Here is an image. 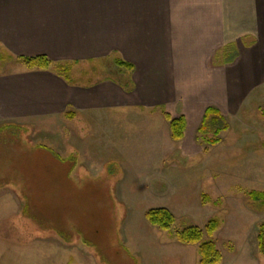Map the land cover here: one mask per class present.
I'll use <instances>...</instances> for the list:
<instances>
[{
	"label": "rangeland",
	"instance_id": "rangeland-1",
	"mask_svg": "<svg viewBox=\"0 0 264 264\" xmlns=\"http://www.w3.org/2000/svg\"><path fill=\"white\" fill-rule=\"evenodd\" d=\"M2 58L0 73L18 67ZM107 65L109 60L82 65L71 77L84 83L107 74L129 82L127 68ZM241 99L223 115L229 128L216 145L198 127L183 143L173 140L163 114L150 120L118 114L102 130L109 139L96 146L99 161L71 150L84 145L82 139L88 147L96 141L100 129L89 122L76 135L64 117L54 125L28 120L14 143L0 132V264H104L102 253L108 264H198V243H178L173 233L204 229L210 218L220 222L211 237L222 253L220 264H264L256 241L264 208L247 195L264 190V68ZM108 128H115L113 134ZM151 208L174 215L169 230L146 220Z\"/></svg>",
	"mask_w": 264,
	"mask_h": 264
},
{
	"label": "crops",
	"instance_id": "crops-1",
	"mask_svg": "<svg viewBox=\"0 0 264 264\" xmlns=\"http://www.w3.org/2000/svg\"><path fill=\"white\" fill-rule=\"evenodd\" d=\"M226 44L233 61L215 64ZM36 55L67 63L70 82L53 68L15 63L0 73V122L54 125L64 117L76 135L91 123L100 129L92 147L82 139L71 150L93 160L102 154L96 146L109 139L102 130L118 114L150 120L164 110L185 117L183 143L207 107L233 111L264 68V0H0V56ZM117 59L132 65L128 83L107 74L84 83L71 77L82 65L107 60L117 68ZM167 129L168 123L164 140Z\"/></svg>",
	"mask_w": 264,
	"mask_h": 264
},
{
	"label": "trees",
	"instance_id": "trees-1",
	"mask_svg": "<svg viewBox=\"0 0 264 264\" xmlns=\"http://www.w3.org/2000/svg\"><path fill=\"white\" fill-rule=\"evenodd\" d=\"M235 57V50L232 45L226 44L220 48L214 55V63L219 65H224L228 62L233 61ZM8 58V57H7ZM3 59V58H2ZM9 60H12L14 63L22 65L24 68L28 70H49L51 68L54 69L55 73L60 77L64 78L66 81H69V67L67 63H54L45 55H36V56H17V57H9ZM115 63L119 67H124L129 70L132 69V65L126 63L120 59H117ZM164 118L169 122L170 136L173 140H180L184 136L185 130V117L180 115L178 117H172L169 113L161 110ZM261 113L264 115V109L261 110ZM64 116L66 118H70L69 111H66ZM25 126L16 124V123H4L0 125V132H5L9 136L12 137V143L15 142V137L19 136V134L24 131ZM229 128V124L223 115L214 107H207L204 111L202 121L197 128V132L199 134H203L204 132L209 131L211 133L210 138H204L211 145H216L221 141L220 134ZM8 143V142H7ZM71 157V156H69ZM60 167V165H59ZM59 171V170H58ZM70 174V171H68ZM57 173V172H56ZM66 176H69V175ZM1 175V174H0ZM0 176V182L1 178ZM4 185V183L0 186V188ZM248 198L259 203L262 208H264V190L256 191L252 190L247 193ZM206 196V195H204ZM28 203L23 204L22 215L27 212ZM146 220L163 230H169L170 227L175 222L174 215L167 210L166 208H151L145 212ZM219 220L215 218H210L208 222L205 224L204 229H201L197 226H189L180 231L173 233V238L181 244H197L198 243V264H220L222 261V253L218 249L215 241L211 239L212 235L215 233L217 228L219 227ZM62 231H65L60 227ZM59 228V229H60ZM53 232L58 233V228H52ZM256 241H257V251L258 253L264 257V222H259L256 226ZM67 232V231H66ZM62 233V232H61ZM63 239L68 238L69 232L67 234L62 233ZM207 236V239H204V236ZM72 238V237H71ZM79 238V237H77ZM83 241H89L88 239H82ZM90 244V243H89ZM100 253V251H99ZM101 260L104 264H108V262L103 260V253L101 256ZM100 260V261H101Z\"/></svg>",
	"mask_w": 264,
	"mask_h": 264
}]
</instances>
